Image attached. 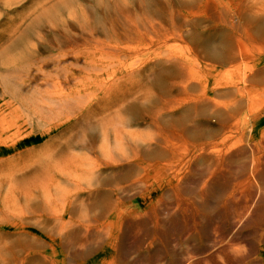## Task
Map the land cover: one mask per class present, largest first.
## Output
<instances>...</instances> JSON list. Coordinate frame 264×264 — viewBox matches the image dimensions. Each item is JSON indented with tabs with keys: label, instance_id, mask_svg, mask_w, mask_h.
Segmentation results:
<instances>
[{
	"label": "rangeland",
	"instance_id": "1",
	"mask_svg": "<svg viewBox=\"0 0 264 264\" xmlns=\"http://www.w3.org/2000/svg\"><path fill=\"white\" fill-rule=\"evenodd\" d=\"M5 68L0 264L264 260V0H18Z\"/></svg>",
	"mask_w": 264,
	"mask_h": 264
},
{
	"label": "bare ground",
	"instance_id": "2",
	"mask_svg": "<svg viewBox=\"0 0 264 264\" xmlns=\"http://www.w3.org/2000/svg\"><path fill=\"white\" fill-rule=\"evenodd\" d=\"M55 1V0H54ZM61 1V0H60ZM18 2V0H0V7H4V9H8L9 7H11L12 5H14V4H16ZM45 2V1H44ZM48 2H49V0H48ZM51 3H52V1H51ZM19 4H21V3H19ZM18 4V5H19ZM46 4V3H45ZM57 5V4H56ZM17 6V5H16ZM45 6V5H44ZM55 6V5H54ZM55 8V7H54ZM46 9V8H45ZM49 10V9H48ZM36 11V10H35ZM69 67H72V65L71 66H69ZM78 65H77V68L76 69H78ZM64 69V68H63ZM69 69V68H68ZM13 70V69H12ZM11 71V69H2V71L0 72V88H1V92H0V100H4L5 98H7V97H13L14 98V93H11L12 91V89L10 88V87H13V88H17L18 90V93H25V92H23V89L22 88H25L23 85H21L20 83V81H18V82H16L15 81V79H14V77H12L11 75L13 74L12 72H10ZM65 72V71H64ZM66 74L68 73V72H65ZM69 74H70V72H69ZM72 74V73H71ZM55 86V85H54ZM26 90V89H25ZM66 99H69V98H66ZM51 101H53V99L51 100ZM57 102V101H56ZM8 103L10 104V102L9 101H7V102H5L4 104H1L0 105V115L3 113V110H4V108L3 107H5V106H8ZM55 103V102H54ZM63 105V104H62ZM38 107V106H37ZM54 110V109H53ZM4 118H5V116H4ZM34 123H35V121H33ZM239 151V150H238ZM246 165H248V164H246ZM245 165V166H246ZM252 165V164H251ZM256 167V166H255ZM240 170V169H239ZM205 190H206V188L204 187L203 188V192L201 191L200 192V198H203V196H205ZM220 195V194H219ZM255 199H254V201L250 204V205H247L246 207H245V209H244V211L245 212H243L242 214V216L241 217H239V219L235 222V224H239V223H243V222H246V221H249L250 219H251V217L253 216L254 217V219L259 223L258 224V226H255V227H257V229L259 228V230H257V232H256V229H255V231H254V233H255V235L257 236V238L258 239H260V240H257L260 244H262L263 242H264V192H263V194H261L257 199H256V197H254ZM252 205H253V207H252ZM251 209V210H250ZM253 214V215H252ZM254 220V221H255ZM235 224H234V227H235ZM240 225V224H239ZM238 225V226H239ZM253 225H254V223H253ZM257 225V224H256ZM237 227V226H236ZM251 227V226H250ZM254 227V226H253ZM120 231V230H119ZM253 231V230H252ZM247 234V233H246ZM250 234H252V233H250ZM235 235H236V233H234L233 232V234L231 235V237L229 238V240L226 242V244L228 245V246H226V244H221L220 245V248L218 249V250H216L217 252L216 253H212V255L210 254V256H208V258H210V261L211 262H215L218 258H227V260H228V262L230 263V264H264V260H262V262H259V260H257V259H255V261L252 259H250L251 261H249V262H247L246 260H247V257L248 256H243L244 258H239L238 256L239 255H241V254H239L238 253V249H237V251H236V249L235 248H232V250L235 252L234 254H232V252L233 251H231L230 250V247H231V244L230 243H232L233 242V240H235ZM243 235V234H242ZM241 235V236H242ZM222 235H220V238L219 239H213L214 240V245H215V242L216 243H218V242H222V241H224V239L226 238H224V237H221ZM227 236V235H226ZM249 237L251 236V235H248ZM84 237V236H83ZM237 237H240V233H238L237 234ZM244 237V236H243ZM243 237H241V238H243ZM248 237V238H249ZM252 237V236H251ZM216 238V237H215ZM245 238V237H244ZM254 239H255V236H254ZM212 240V241H213ZM242 240V239H241ZM244 240V239H243ZM248 240V239H247ZM218 241V242H217ZM226 241V240H225ZM256 241V242H257ZM249 242H250V246H251V241H250V239H249ZM255 242V241H254ZM253 242V243H254ZM212 243V242H211ZM248 243V242H247ZM232 244H235L234 242L232 243ZM257 244V243H256ZM213 245V246H214ZM254 246H255V244H254ZM250 249H251V247H250ZM253 249H256V248H254L253 247ZM257 250V249H256ZM243 251V250H242ZM248 251V250H247ZM252 251H254V250H252ZM251 251V252H252ZM249 252V251H248ZM250 252V253H251ZM237 253L239 254V255H237ZM253 253V252H252ZM200 254H202V253H200ZM199 254V255H200ZM253 254H255V252L253 253ZM244 255V254H243ZM248 255V254H247ZM209 260V259H208ZM203 261V260H202ZM201 261V262H202ZM205 263V262H204ZM207 263V262H206Z\"/></svg>",
	"mask_w": 264,
	"mask_h": 264
}]
</instances>
